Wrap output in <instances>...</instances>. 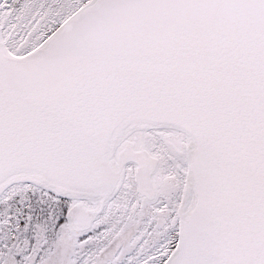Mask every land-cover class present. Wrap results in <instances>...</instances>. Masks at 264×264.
Segmentation results:
<instances>
[{
	"label": "snow or ice",
	"instance_id": "1",
	"mask_svg": "<svg viewBox=\"0 0 264 264\" xmlns=\"http://www.w3.org/2000/svg\"><path fill=\"white\" fill-rule=\"evenodd\" d=\"M0 264H264V0H0Z\"/></svg>",
	"mask_w": 264,
	"mask_h": 264
}]
</instances>
